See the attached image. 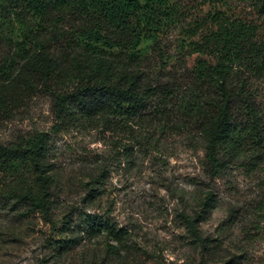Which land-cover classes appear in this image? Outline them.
Listing matches in <instances>:
<instances>
[{"label": "trees", "instance_id": "16d2710c", "mask_svg": "<svg viewBox=\"0 0 264 264\" xmlns=\"http://www.w3.org/2000/svg\"><path fill=\"white\" fill-rule=\"evenodd\" d=\"M181 1L0 0V115L38 93L55 120L50 131L0 140V202L17 217L24 208L52 217L49 147L73 130L127 137L116 147L127 162L161 151L159 135H185L204 151L211 180L264 164V0H195L180 10ZM213 198L184 215L204 249L199 225ZM49 220L62 237L47 238L51 264H65L86 239H126L106 216L81 213L59 228Z\"/></svg>", "mask_w": 264, "mask_h": 264}, {"label": "rangeland", "instance_id": "374dc122", "mask_svg": "<svg viewBox=\"0 0 264 264\" xmlns=\"http://www.w3.org/2000/svg\"><path fill=\"white\" fill-rule=\"evenodd\" d=\"M194 2L181 1L180 10ZM54 124L51 99L36 93L0 115V140L13 142ZM158 137L161 151L138 150L127 162L116 150L129 144L127 137L116 141L109 133L74 130L53 135L46 169L57 228L86 213L106 216L126 234L121 243L86 239L65 264H264V164L234 167L211 180L204 151H193L185 135ZM208 192L215 206L199 225L204 249L186 229L184 215L200 212ZM16 214L0 202V264L50 263L47 238L62 239L52 233L50 218L25 208L24 219Z\"/></svg>", "mask_w": 264, "mask_h": 264}]
</instances>
